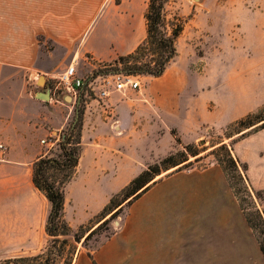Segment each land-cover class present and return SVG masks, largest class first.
<instances>
[{
	"label": "crops",
	"instance_id": "1",
	"mask_svg": "<svg viewBox=\"0 0 264 264\" xmlns=\"http://www.w3.org/2000/svg\"><path fill=\"white\" fill-rule=\"evenodd\" d=\"M146 6V0H0V191L4 183L12 192L29 183L20 174L27 170L31 177L33 162L44 155L41 140L62 130L75 112L71 96L56 97L35 75L49 79L68 65L78 73L87 57L110 62L130 53L145 36ZM189 77L167 67L138 90L110 88L108 96L92 100L98 106L84 111L78 164L65 186L64 217L71 220L70 206L79 217L71 225L89 221L146 167L156 144L148 139L160 129L163 135L173 128L181 137L197 138L203 126L222 127L255 110L264 94L259 82L248 90L244 82H230L214 93L206 76ZM45 89L50 98H36ZM215 103L221 122L211 115ZM109 107L114 117L105 113ZM253 128L231 138L230 148L246 164L251 187L264 190V127ZM227 189L219 166L163 176L124 209L118 230L78 251L72 264L185 263L181 247L189 233L195 239L197 226L205 231L204 213L227 226ZM7 207L14 209L12 202Z\"/></svg>",
	"mask_w": 264,
	"mask_h": 264
},
{
	"label": "rangeland",
	"instance_id": "2",
	"mask_svg": "<svg viewBox=\"0 0 264 264\" xmlns=\"http://www.w3.org/2000/svg\"><path fill=\"white\" fill-rule=\"evenodd\" d=\"M166 9L168 17L170 19L177 18V21L183 26L182 32L176 40L177 55L168 65V70L175 69L186 73L192 81H198L206 76L209 92L216 93L220 88L227 90L230 82H244L245 90H248V84L259 82V91L260 94H263L264 0H168ZM102 64H106L107 68L102 69L100 67ZM123 66V64H115L113 61L94 63L88 57L85 58L84 63L78 68L79 76L85 81L79 100L77 99L79 103L77 104V100L72 103L75 112L68 124L62 130L46 138L45 141L51 142V144L42 143L44 155L56 157L61 153L59 146L61 136L75 121L78 107L83 110L84 114L87 108L92 110L93 107L98 106L96 101L92 102L97 98L96 94L87 87V82L93 78L94 73L108 70L112 73L129 75L122 70ZM66 67L57 70L58 76L49 77V79H47V74H43L45 84L59 98L63 95L73 94L56 86L58 78ZM129 76L132 79H138L140 87L149 80H156L148 75ZM37 78L38 74L35 75V80ZM85 91L88 92L87 96H84ZM260 102V105L251 112H255L264 104V94L261 95ZM214 107L211 112L212 117L219 122L223 121L220 114L221 107L216 103ZM107 110L105 113L113 117L115 112L112 107ZM263 121L257 122L255 126ZM111 123L113 124L112 121ZM225 125L222 127L212 125L201 127L197 136L199 139H193L190 136L181 137L177 133L181 144L175 142L171 134L173 128L164 135L160 129L159 135L163 136L156 135L154 138L150 136L148 139L149 145L154 142V139L156 142V144L153 143L152 152L148 156V164L158 162L169 153L183 150L185 144L193 145V148L199 152L195 156L188 155L187 161L191 162L190 165L179 164L180 169L178 170H176L178 166L161 169L160 174L155 176L152 181H157L159 178L177 171H202L212 166H219L228 185L229 220L227 226L214 224V219L202 210L205 231H200V226H197L194 240L193 233H189L190 239L183 243L180 251V260L186 262L179 264H264V255L259 245V242L264 240V225L256 214L258 210L263 212L264 217V190H255L252 187L254 192H259V196H256L254 192L247 195L244 191V183L240 182L231 167H228L224 151L218 150L216 153L221 161H217L214 154L211 153V150L220 143L230 146L234 140L231 141V138L237 135V133L233 134L232 128L225 130ZM76 132L77 130L74 131V135ZM228 134L231 136L227 137ZM74 138L75 136L72 137V140ZM221 162L227 166V172L223 169ZM29 173L30 171L25 170L20 174L22 177H28V184L20 185L17 190L12 192L9 191L11 186L4 183L0 191V261L45 251L52 238L45 231L49 202L31 183ZM49 174L59 177L53 170H49ZM10 202L14 205L13 210L7 207ZM72 208L71 206L68 208V217L71 220L68 221L65 218L71 227V234L65 238L69 242H73V233L82 236L79 242L74 243L76 253L93 248L100 240L118 230L123 217V213H120L88 239H85L88 234L85 232L86 229L95 225L96 218L92 217L80 226L71 225V221L75 223L79 221V217L71 213ZM214 211L210 210L209 214H213ZM108 217L109 215L106 218ZM246 217L249 218L250 223L247 222ZM209 228L212 231H209ZM215 229H221V231L216 232ZM68 248L67 245L56 264H64L68 261Z\"/></svg>",
	"mask_w": 264,
	"mask_h": 264
},
{
	"label": "trees",
	"instance_id": "3",
	"mask_svg": "<svg viewBox=\"0 0 264 264\" xmlns=\"http://www.w3.org/2000/svg\"><path fill=\"white\" fill-rule=\"evenodd\" d=\"M168 0H147V6L144 13L145 36L137 46L128 54L117 56L113 62L123 64V71L129 75H148L159 77L163 75L168 65L177 55L176 40L182 32V23L177 18L168 17L166 6ZM97 73V72H95ZM94 73V74H95ZM83 110L78 107L75 121L69 126L68 131L61 136L60 149L61 153L56 157L46 155L39 156L32 164L31 181L49 202V211L46 217L45 231L51 236L45 251L30 256H15L0 261V264H56L58 258L63 255L65 247L68 245L69 259L64 264H72L74 254H76V245L82 236L73 233V242H69L66 236L71 234V227L64 217V198L65 186L72 178L75 168L78 164L80 154V130L82 125ZM264 104L255 112H249L246 115L229 122L225 125V130L231 129L233 134L240 133L243 129L254 126L252 130L264 127ZM256 125L257 122H261ZM77 130L74 135V131ZM171 134L176 143L181 144V139L175 129ZM75 138L72 140V137ZM230 137L231 134L226 135ZM231 146V145H230ZM230 146L225 143L214 147L211 153L214 154L217 161H221L216 155L218 150H223L228 167L235 173V177L244 183V191L247 195L254 192L246 176V164L236 159L231 151ZM191 144L183 145V150H177L169 153L158 162L147 164L140 173L135 176L120 191L114 194L109 201L102 207L100 212L94 216L96 223L95 228L89 226L85 232L88 239L102 226L108 224L110 219L123 213L124 209L129 206L135 199L143 194L156 180L152 181L155 176L160 174L161 169H167L170 166L190 165L188 155H197L199 152ZM225 172L227 166L221 162ZM181 166V165H180ZM180 169L179 166L176 170ZM53 170L59 177L49 174ZM232 186V185H231ZM259 196V192H254ZM262 225H264L263 212L256 211ZM109 215L108 218H106ZM248 223L250 220L246 217ZM64 237V238H61ZM260 250L264 255V240L259 242Z\"/></svg>",
	"mask_w": 264,
	"mask_h": 264
},
{
	"label": "built area",
	"instance_id": "4",
	"mask_svg": "<svg viewBox=\"0 0 264 264\" xmlns=\"http://www.w3.org/2000/svg\"><path fill=\"white\" fill-rule=\"evenodd\" d=\"M100 67L102 69H106L107 65L102 64ZM84 84L85 81L77 73L76 67L74 65H68L58 78L56 86H59L60 89L66 91L67 93H73L70 96L72 97L73 101L76 102L77 99L79 100L81 89L84 87ZM87 87L90 89V91L96 94L97 98L95 99L101 100L108 96L110 88L118 92H122L127 88L138 90L140 88V82L136 78L132 79L129 75L102 70L101 72L94 74L93 78L87 82ZM87 95L88 92L85 91L84 96ZM113 124L116 125V120L113 121ZM41 143H45L47 145L51 144V142L47 143L45 140H41ZM0 150H4V146L2 144H0Z\"/></svg>",
	"mask_w": 264,
	"mask_h": 264
},
{
	"label": "water",
	"instance_id": "5",
	"mask_svg": "<svg viewBox=\"0 0 264 264\" xmlns=\"http://www.w3.org/2000/svg\"><path fill=\"white\" fill-rule=\"evenodd\" d=\"M37 84L39 86L44 87L45 85V77L43 75H39L37 78ZM50 91L45 89L44 92H38L36 93V98L40 99V100H48L50 98L49 96ZM79 103V101H77V104ZM76 116H77V109H76Z\"/></svg>",
	"mask_w": 264,
	"mask_h": 264
}]
</instances>
